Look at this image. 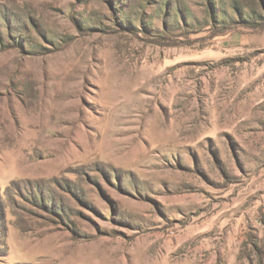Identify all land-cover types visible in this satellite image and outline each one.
<instances>
[{
    "label": "rangeland",
    "instance_id": "rangeland-1",
    "mask_svg": "<svg viewBox=\"0 0 264 264\" xmlns=\"http://www.w3.org/2000/svg\"><path fill=\"white\" fill-rule=\"evenodd\" d=\"M0 264H264L261 0H0Z\"/></svg>",
    "mask_w": 264,
    "mask_h": 264
},
{
    "label": "trees",
    "instance_id": "trees-1",
    "mask_svg": "<svg viewBox=\"0 0 264 264\" xmlns=\"http://www.w3.org/2000/svg\"><path fill=\"white\" fill-rule=\"evenodd\" d=\"M262 2H263V8H264V0H261ZM252 13L255 15V10H253L252 9ZM244 16V14L240 11V17H242V18H244V19H246L245 17H243ZM247 18H251L249 15H248V17ZM248 20V19H247Z\"/></svg>",
    "mask_w": 264,
    "mask_h": 264
}]
</instances>
